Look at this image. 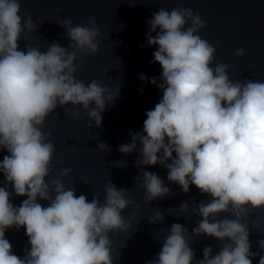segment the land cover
<instances>
[{
  "label": "clouds",
  "instance_id": "obj_1",
  "mask_svg": "<svg viewBox=\"0 0 264 264\" xmlns=\"http://www.w3.org/2000/svg\"><path fill=\"white\" fill-rule=\"evenodd\" d=\"M20 10L19 0H0V147L10 153L0 161V172L16 195L27 196L17 207L0 187V264H113L109 233L130 228L121 215L133 204L128 190L108 182L103 202L96 193L88 202L59 178L46 181L55 148L50 133L41 130L57 106L68 104L82 106L100 127L106 105L118 97L119 89L101 86L96 79L86 85L74 77L82 64L74 61L99 50L96 20L89 17L91 27L73 26L71 19L58 21L66 29L67 48L53 43L41 52L26 44L21 51V34L34 31L37 24L30 17L22 20ZM147 25V43L157 46L152 55L162 68L163 82L157 87L163 95L146 112L143 134L130 133L132 142L119 145L118 151L132 153L139 140L137 167L159 163L168 170V181L183 192L191 184L211 198L193 206L201 219L192 234L228 242L214 256L206 246L197 264H252L254 256L264 264V255L250 251L248 223L241 222L250 209L264 207V82L230 80L227 63L212 67L216 49L196 34L205 24L190 8L161 7ZM234 55H244V49ZM140 79L149 78L141 74ZM149 82L156 84V78ZM97 149L108 151V146L100 143ZM70 171L61 169L60 176ZM135 179L147 201L170 192L154 172L144 170ZM38 197L48 206L38 203ZM187 210L182 202L179 211ZM222 212L235 218L216 219ZM163 218L157 211L148 219L154 223ZM13 226L25 228L31 245L23 258L12 253L5 238V230ZM187 235L182 224L173 223L157 258L146 264H191L195 254ZM257 243L264 250V239Z\"/></svg>",
  "mask_w": 264,
  "mask_h": 264
},
{
  "label": "water",
  "instance_id": "obj_2",
  "mask_svg": "<svg viewBox=\"0 0 264 264\" xmlns=\"http://www.w3.org/2000/svg\"><path fill=\"white\" fill-rule=\"evenodd\" d=\"M20 15L31 18L37 24L34 31L25 30L18 40V50L24 51L28 44L41 52L47 51L53 43L67 48L69 38L66 29L58 21L71 19L72 25H88L89 17H94L100 31L99 50L95 54L80 56L74 63L82 64L74 77L86 85L96 79L101 86L108 85L113 91L119 89L113 104L106 105L100 127L90 121L82 106L71 104L57 106L46 117L43 132L50 133L53 153L49 175L46 181L59 178L66 189L73 188L77 196L83 194L91 202L96 193L103 202L104 188L111 182L117 189H127L128 198L133 204L122 210L121 215L130 224L128 231L109 233L113 264H146L157 258L168 230L173 223L182 224L188 231L186 239L194 250L191 264L203 259V249L210 246L211 255H216L227 238L221 241L212 236L193 235L192 229L201 219L193 213V206L207 203L211 198L202 194L195 185L189 186L187 193L180 186L167 179V169L159 163L140 165L134 162L140 158L137 149L142 147L139 140L136 149L130 154L118 151V146L132 142L130 133L143 134V122L146 112L154 109L162 99L163 91L157 87L162 68L153 61L156 45L147 43V21L161 7L166 10L190 8L199 14L205 26L198 34L212 44L216 51L211 66L227 63L226 70L230 80L264 82V0H19ZM91 27V25H88ZM190 26L186 25L185 27ZM156 31H159L157 29ZM152 36L156 32L151 33ZM143 45V47H141ZM238 48L244 49V55H234ZM72 49L69 48V51ZM141 74L149 79L155 77L156 84L149 79L141 80ZM94 107V104L90 105ZM65 108L68 110L65 112ZM77 116L73 117L72 112ZM91 125V126H90ZM104 143L108 151L97 149ZM158 153V155H161ZM10 155L0 147V161ZM175 157V153H173ZM168 163L171 160L167 161ZM71 169L67 176H60L61 169ZM156 173L165 186L170 189L168 195L153 201L145 199V190L137 187L140 182L135 178L142 171ZM0 187L10 193L9 202L19 206L27 196L14 193L11 182H6L0 172ZM55 195V193H51ZM37 202L47 207L48 201L37 198ZM182 202L188 204L186 212H180ZM139 205V207H137ZM157 211L163 214V220L150 223L149 217ZM234 219L230 213H220L216 219ZM211 219V218H210ZM242 223H248L251 252L264 255L257 241L264 239V207L249 210ZM5 238L11 244L13 254L23 258L30 250L25 228L15 226L5 230ZM252 264H258L259 256L250 257Z\"/></svg>",
  "mask_w": 264,
  "mask_h": 264
}]
</instances>
